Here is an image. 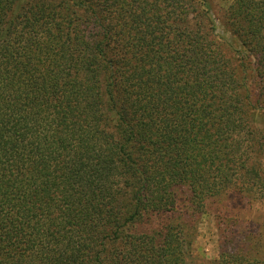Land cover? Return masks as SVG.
<instances>
[{"label": "trees", "instance_id": "16d2710c", "mask_svg": "<svg viewBox=\"0 0 264 264\" xmlns=\"http://www.w3.org/2000/svg\"><path fill=\"white\" fill-rule=\"evenodd\" d=\"M222 23L206 0H0V264H187L207 209L264 198V0ZM216 225L210 264H264V233Z\"/></svg>", "mask_w": 264, "mask_h": 264}, {"label": "rangeland", "instance_id": "374dc122", "mask_svg": "<svg viewBox=\"0 0 264 264\" xmlns=\"http://www.w3.org/2000/svg\"><path fill=\"white\" fill-rule=\"evenodd\" d=\"M206 1L212 8L218 32L231 39V35L226 33L222 21L225 20V12L234 0ZM258 126L264 129V120L258 121ZM223 203L225 207L220 208L221 213L214 215L213 210L207 209V212L201 216L191 253L187 257V264H210L219 257L220 231L216 224L223 217L231 218L238 214L246 220V225H253L255 232L261 233V236L264 233V198L259 197L257 200L251 201L245 196L231 193L228 197L222 198L219 205ZM262 237L264 238V236Z\"/></svg>", "mask_w": 264, "mask_h": 264}]
</instances>
